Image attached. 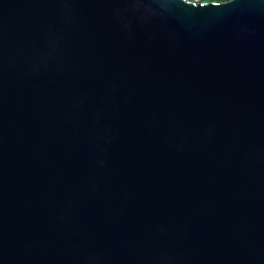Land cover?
Wrapping results in <instances>:
<instances>
[{
	"label": "water",
	"instance_id": "water-1",
	"mask_svg": "<svg viewBox=\"0 0 264 264\" xmlns=\"http://www.w3.org/2000/svg\"><path fill=\"white\" fill-rule=\"evenodd\" d=\"M0 264H264V0H0Z\"/></svg>",
	"mask_w": 264,
	"mask_h": 264
},
{
	"label": "rangeland",
	"instance_id": "rangeland-1",
	"mask_svg": "<svg viewBox=\"0 0 264 264\" xmlns=\"http://www.w3.org/2000/svg\"><path fill=\"white\" fill-rule=\"evenodd\" d=\"M195 1V0H192ZM203 2H207V1H215V0H202Z\"/></svg>",
	"mask_w": 264,
	"mask_h": 264
}]
</instances>
